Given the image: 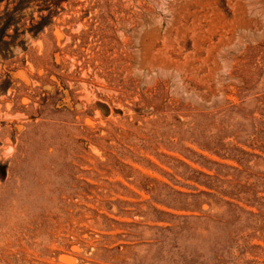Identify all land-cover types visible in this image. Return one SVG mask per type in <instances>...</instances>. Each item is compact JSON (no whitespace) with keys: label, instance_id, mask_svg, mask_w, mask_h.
Wrapping results in <instances>:
<instances>
[{"label":"rangeland","instance_id":"rangeland-1","mask_svg":"<svg viewBox=\"0 0 264 264\" xmlns=\"http://www.w3.org/2000/svg\"><path fill=\"white\" fill-rule=\"evenodd\" d=\"M0 264H264V0H0Z\"/></svg>","mask_w":264,"mask_h":264},{"label":"bare ground","instance_id":"bare-ground-1","mask_svg":"<svg viewBox=\"0 0 264 264\" xmlns=\"http://www.w3.org/2000/svg\"><path fill=\"white\" fill-rule=\"evenodd\" d=\"M67 259V258H66ZM66 261V260H65ZM69 261V260H68ZM67 263V262H66Z\"/></svg>","mask_w":264,"mask_h":264}]
</instances>
